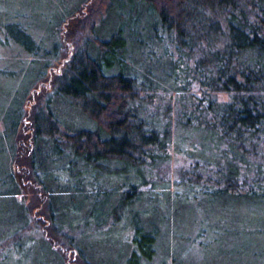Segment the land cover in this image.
Listing matches in <instances>:
<instances>
[{"label": "trees", "instance_id": "trees-1", "mask_svg": "<svg viewBox=\"0 0 264 264\" xmlns=\"http://www.w3.org/2000/svg\"><path fill=\"white\" fill-rule=\"evenodd\" d=\"M74 10L54 33L72 18L67 38L84 52L70 55L64 75L31 107V134L20 142L28 158L15 147L22 100L20 114L6 123L12 194L23 187L18 171L30 170L35 202L47 209L34 215L44 237L53 224L71 229L83 211L103 233L130 226L131 244L143 255L180 192L195 194L198 208L217 203L236 218L264 206V0H98L85 14ZM20 27L29 37L28 25ZM17 32L11 35L31 61L58 54L55 40L42 56L41 46L32 48ZM44 67L34 69L35 80ZM62 106L91 126L67 124ZM22 201L31 216L33 207ZM25 234L8 235L15 240L1 252L19 249ZM64 234L80 264L104 260Z\"/></svg>", "mask_w": 264, "mask_h": 264}, {"label": "rangeland", "instance_id": "rangeland-1", "mask_svg": "<svg viewBox=\"0 0 264 264\" xmlns=\"http://www.w3.org/2000/svg\"><path fill=\"white\" fill-rule=\"evenodd\" d=\"M94 2L97 3L98 0H0V24L6 26L0 30V237H7L0 240V252L7 246L10 247L15 240L8 235H21L25 232L29 236L22 241L23 245L17 243L19 249L2 251L0 264H80L78 254L65 243L69 236L64 231L77 237L87 251H84L85 255L98 257L99 251L104 260L98 264H264V206L261 204L236 212V218L232 210L220 208L217 203L208 205L207 208H198L192 202L195 194L180 192L174 207L167 208L166 219L158 218L154 247H145L141 255L131 244L130 226L118 225L103 233L91 226V222L87 223L83 211L78 212L77 219L80 220L73 223L71 229L64 225L62 229H58L53 224L47 228L44 237V233L36 228L34 219L47 212L44 204L46 201L43 200L44 205L41 206L38 205L39 201L35 202L40 197L34 190L33 180L29 179L31 173L28 169L24 173L18 171L23 187L20 194H12V178H8L6 172L12 165L14 147L13 144H8L11 140L6 130V123L9 122L7 119L15 121L12 112L20 114L22 100L24 110L17 127V137L20 136V139H16L15 147L18 150L17 156L20 151L25 150L23 159L28 158L29 150L20 146V142L22 135L24 138L31 134L28 129L31 107L39 103L41 97L49 95L52 81L55 77L64 75L65 64L70 55L77 50L84 52L83 44L76 48L67 38L72 18L59 25L58 33L55 34L54 29L64 15L71 14L78 7L76 14H85L89 11V5ZM21 24L28 25L29 37L21 29ZM15 29L18 30L19 38L29 42L32 48L41 46L42 56L52 48L51 42L55 40L58 54L51 60V56L46 55L41 57L42 61H38L36 56V60L31 61V53L20 45L19 39L11 35ZM38 66L44 69L35 80L34 69ZM31 84L32 90L22 99ZM59 110L65 116L67 124L72 123L73 119L81 126L90 124L86 116L69 107L62 106ZM21 198L26 199L30 208L33 207L30 210L32 218L30 215L29 218ZM68 212L73 213L71 210ZM67 218L74 219L71 215H67ZM51 227L56 230L54 233ZM48 237L54 246L60 247L59 250L49 244L45 239ZM20 245L23 246L21 250ZM153 250L155 253L152 254Z\"/></svg>", "mask_w": 264, "mask_h": 264}]
</instances>
